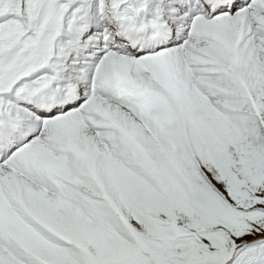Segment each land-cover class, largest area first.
<instances>
[{"label":"snow or ice","instance_id":"snow-or-ice-1","mask_svg":"<svg viewBox=\"0 0 264 264\" xmlns=\"http://www.w3.org/2000/svg\"><path fill=\"white\" fill-rule=\"evenodd\" d=\"M0 264H264V0H0Z\"/></svg>","mask_w":264,"mask_h":264},{"label":"bare ground","instance_id":"bare-ground-1","mask_svg":"<svg viewBox=\"0 0 264 264\" xmlns=\"http://www.w3.org/2000/svg\"><path fill=\"white\" fill-rule=\"evenodd\" d=\"M156 5H157V0H151V6H152L153 10L156 7Z\"/></svg>","mask_w":264,"mask_h":264}]
</instances>
